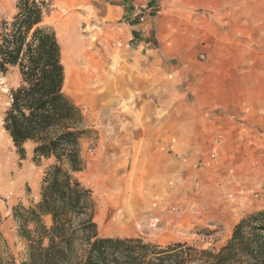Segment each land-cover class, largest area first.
<instances>
[{
  "label": "rangeland",
  "instance_id": "374dc122",
  "mask_svg": "<svg viewBox=\"0 0 264 264\" xmlns=\"http://www.w3.org/2000/svg\"><path fill=\"white\" fill-rule=\"evenodd\" d=\"M127 1L53 0L46 18L66 43V51L70 39L83 47L84 60H88L83 67L91 76L85 87L74 85L75 79L67 80L64 88L86 117L87 132L81 140L86 166L74 176L92 190L101 236L219 249L242 217L264 207V0L131 1V5L148 3L154 15L149 34L139 42L144 50L178 54L172 61L180 77L176 98L183 105L168 107L160 101L155 126L170 131L168 123L173 119L177 132L191 136V149L205 150L215 161L211 171L194 168L191 181H183L186 196L167 202L145 191L155 189L142 186L148 181L126 178L133 170L111 152L105 126L109 110L104 107L103 94L114 55L128 53L134 46L107 33L137 20L132 14L109 17L107 8ZM16 2L0 0V24L13 18ZM119 41L131 47H120ZM17 83L16 73L0 74V264L12 260L20 264L27 258V240L13 210L33 207L39 201L42 179L52 163L34 161L33 142L25 145L26 156H21L4 129L10 89ZM214 144L218 151H212ZM133 184L140 187L132 186L125 194V188ZM142 188V196H137ZM141 198L159 208L128 225L132 231L122 232L118 222L105 224L101 219L102 214L115 210L112 205L122 203L120 199ZM45 221L51 224L50 217Z\"/></svg>",
  "mask_w": 264,
  "mask_h": 264
},
{
  "label": "trees",
  "instance_id": "16d2710c",
  "mask_svg": "<svg viewBox=\"0 0 264 264\" xmlns=\"http://www.w3.org/2000/svg\"><path fill=\"white\" fill-rule=\"evenodd\" d=\"M52 5L53 0H17L13 18L0 24V74L18 77L4 129L21 156L33 142L34 161H52L39 201L13 210L28 244L20 264H264V207L242 217L219 249L99 234L92 190L74 176L86 166V117L64 89L61 43L46 22Z\"/></svg>",
  "mask_w": 264,
  "mask_h": 264
},
{
  "label": "crops",
  "instance_id": "0c3cea01",
  "mask_svg": "<svg viewBox=\"0 0 264 264\" xmlns=\"http://www.w3.org/2000/svg\"><path fill=\"white\" fill-rule=\"evenodd\" d=\"M131 1L128 0L122 6H108V16L128 18L132 13ZM153 17L151 12L145 23L133 19L121 29H111V32L107 33L109 37L113 35L123 37L133 42L134 46L128 53L119 52L114 55L113 65L109 69L110 77L107 79L109 83L106 81L107 93L103 94L105 98L103 103L109 110L105 126L111 140L109 143L111 152L121 159V164L133 170V173L126 178L131 181H148L142 183V186L150 188L153 185L155 189L154 191L145 189V191L149 195L155 193L162 201L167 202L180 195L186 196L183 181H191L194 168L196 171L199 166L198 170L205 173L207 170L211 171L215 161L210 159L205 150H192L191 136L188 133L181 134L182 131L177 132L173 119L168 123L167 129L170 131L164 132L163 127L155 126L154 122H157L159 116L157 108L160 101L170 107L183 105V100L176 98V85L180 83V77L179 69L172 59L178 58V54L172 55L153 48L144 50L142 43H139L149 34ZM63 28L69 30L68 25ZM58 36L60 37L59 34ZM59 40L66 72L65 83L69 79L68 65L73 63L76 71L72 79H76L74 85L85 87L91 76L83 67L88 62L84 60L83 47L70 39L69 50L66 51V43L62 37ZM89 62L90 68L92 64L90 60ZM139 67L143 69L139 70ZM153 98L157 103L152 101ZM218 147L214 144L212 151H218ZM132 186L139 185L127 186L125 194L132 189ZM143 190L144 188L136 195L142 196ZM134 194L130 193V195Z\"/></svg>",
  "mask_w": 264,
  "mask_h": 264
},
{
  "label": "bare ground",
  "instance_id": "6f19581e",
  "mask_svg": "<svg viewBox=\"0 0 264 264\" xmlns=\"http://www.w3.org/2000/svg\"><path fill=\"white\" fill-rule=\"evenodd\" d=\"M71 65L70 64L68 65L67 74H68V78L72 80L74 78L76 71H74L75 68L74 64L71 63ZM181 196L182 195L178 196V198ZM120 200L122 201V203H120V205H116L118 203L116 202L115 205H112L115 210H110L108 213L102 214L101 219L104 220L103 222H105V224L111 220L118 222V224H121L120 229H122L121 230L122 232L132 231L131 229H129L128 225H132L135 220L143 217V213L153 214L156 212L155 211L156 207L154 206V204L149 203L148 201L146 202L145 198L135 199V200L127 199V201H123L122 199ZM112 201L114 202V200ZM110 226L112 225L110 224Z\"/></svg>",
  "mask_w": 264,
  "mask_h": 264
},
{
  "label": "built area",
  "instance_id": "2783aa9c",
  "mask_svg": "<svg viewBox=\"0 0 264 264\" xmlns=\"http://www.w3.org/2000/svg\"><path fill=\"white\" fill-rule=\"evenodd\" d=\"M132 8V17L139 20L140 22L144 23L147 21L148 16L150 14V7L148 3L145 2H133L131 5ZM118 46L130 48V43H124L122 41L118 42Z\"/></svg>",
  "mask_w": 264,
  "mask_h": 264
}]
</instances>
